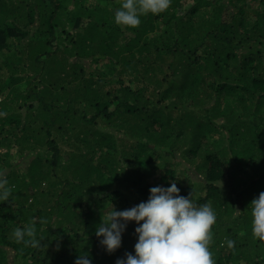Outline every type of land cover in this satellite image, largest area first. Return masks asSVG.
<instances>
[{
	"label": "trees",
	"instance_id": "1",
	"mask_svg": "<svg viewBox=\"0 0 264 264\" xmlns=\"http://www.w3.org/2000/svg\"><path fill=\"white\" fill-rule=\"evenodd\" d=\"M83 1L0 0V178L11 193L0 201V264L8 249L23 264H76L66 263L73 251L115 264L134 252L135 222L112 253L96 227L112 206L131 208L150 187L171 183L215 210L216 264H264L249 206L264 191V0H170L123 29L105 6L107 20L81 24L90 14ZM90 56L115 68L97 77L83 59ZM18 82L25 92L11 94ZM141 146L142 165L126 150ZM27 151L36 156L19 174L13 162ZM120 160L130 165L123 174ZM29 224L36 246L13 236ZM59 230L71 238L61 240Z\"/></svg>",
	"mask_w": 264,
	"mask_h": 264
},
{
	"label": "clouds",
	"instance_id": "2",
	"mask_svg": "<svg viewBox=\"0 0 264 264\" xmlns=\"http://www.w3.org/2000/svg\"><path fill=\"white\" fill-rule=\"evenodd\" d=\"M169 4L170 0H121L114 13V22L135 28L141 22V15L162 13ZM26 170L27 167L22 172ZM179 191L175 183L168 187L152 186L146 201L123 210L112 206L95 230L105 251L112 253L121 246L122 234L129 222H135L137 235L134 252H126L115 264H215L209 249L215 210L208 203L195 205L190 196L179 195ZM10 194L7 180L0 178V201ZM249 206L252 235L264 242V191L254 197ZM35 231L29 224L15 228L13 236L18 243L36 246L40 241L35 238ZM226 242L229 248L235 243L232 239ZM76 264L92 262L85 254L76 258Z\"/></svg>",
	"mask_w": 264,
	"mask_h": 264
},
{
	"label": "rangeland",
	"instance_id": "3",
	"mask_svg": "<svg viewBox=\"0 0 264 264\" xmlns=\"http://www.w3.org/2000/svg\"><path fill=\"white\" fill-rule=\"evenodd\" d=\"M109 2L111 3V4H109ZM118 4H121V0H84L82 3H81V5H83L84 6V8H88L89 9V12H90V14L87 12V16H84V15H81V18H82V22H81V24H83V19H94V20H96V19H98V17H100V16H102L100 13H102L101 11H100V7H102L103 8V6H105L106 7V9L108 8L109 10L108 11H113L114 13H115V11H116V9L117 8H119V7H117V5ZM177 6H179V5H177ZM176 6V7H177ZM74 6L72 5V4H69L68 6H67V12H68V14L69 15H72L73 14V8ZM178 9H182L181 7H178L177 8V10ZM184 9H185V7H184ZM84 10V9H83ZM83 10H82V12H83ZM113 13V14H114ZM180 16H182V11H180L179 13H178ZM102 19L103 20H107L106 18H104L103 16H102ZM110 19V18H109ZM118 25V24H117ZM119 26V25H118ZM121 28L123 29V27L121 26ZM72 30V31H71ZM165 30H166V27H164V26H162L161 27V32H165ZM67 32H69V33H72L73 32V29H71V28H68L67 29ZM128 34V33H127ZM62 35H63V37L62 38H64V33H62ZM129 35V34H128ZM60 45H62V47H64V45H65V41H64V39H63V41H62V43L60 44ZM68 45H70V44H68ZM93 58H96L95 56H90V57H88V58H83L84 59V61H85V63H86V65H88V64H91V66H92V70H93V67L96 69V71H97V77H98V75H101V78L102 77H105V76H108V75H110L111 74V72L113 71V69L115 68L113 65H109L108 63V61H106V60H103V59H99L97 62H96V65H95V63H94V60H92ZM83 59L81 60L82 62H83ZM70 60H72V59H70ZM73 60H77V59H73ZM28 64V63H27ZM27 64H25V65H27ZM26 68H27V66H25ZM262 68H264V64L263 65H261V68H259V69H262ZM6 70L5 69H1V75H2V77L3 78H6L7 77V74H6ZM95 76V75H94ZM8 80V78H6L5 79V81H7ZM39 83H40V86L42 85V86H44V83L42 82V81H38ZM61 83H63V82H61ZM29 86H27V88H28ZM26 88V86H24L23 85V82H21V83H14V84H12L11 85V88H10V93H11V91L13 90V93H11V94H14V91L15 90H17V92L18 93H20V92H25L24 91V89ZM166 101H168V99H166ZM19 103V102H18ZM17 108L19 109V108H21V106H18L17 105ZM96 128L97 129H99L100 130V127L98 126V125H96ZM108 131H110V132H112L113 134H114V136L117 138H119V136H121V135H119V134H117V133H115L113 130H112V128L111 129H108ZM20 137H23V135H20ZM117 141H119V140H117ZM58 144V143H57ZM118 146H119V148L121 149V144L118 142V144H117ZM142 148H140V150L137 152H134L133 150H130V149H128V148H126V150L128 151V152H130V153H132V154H134L135 156L134 157H138V161H139V163L142 165L143 164V162H144V158L140 155L141 153H145L146 151H147V148L146 147H144V146H141ZM34 148H35V153L37 152V151H47L46 150V148H47V146H45L44 148L42 147V148H40L39 147V145H37V144H35V146H34ZM107 148V146L105 145L104 146V149H106ZM28 152H30V151H27V152H25V154L22 156V157H16V159H15V162H13V164L15 165V167H16V169H18V171H19V173H21L26 167H27V165L30 163V160H31V158H32V156H33V154H34V156H33V159H34V157L36 156L35 155V153L32 151L31 152V154H30V156H28L29 155V153ZM49 154H47V158L48 159H50V157L52 156V152L51 151H47ZM140 155V156H139ZM64 156H66V152L64 151V149H62V153L60 154V157L61 158H65ZM126 163H127V161L125 162V161H123V160H120V161H115V163H114V165H116V164H118V165H123V167H125V169L123 170V171H121L120 172V174H123L126 170H128L129 169V167H130V165H126ZM134 164L135 165H137V163H136V160L134 161ZM133 166V165H132ZM181 167H183V166H181ZM15 169V170H16ZM3 174H6V171L5 172H3ZM119 174V176L118 177H120L121 175ZM121 180H122V177L120 178ZM152 180H153V178H151V179H149L147 182L149 183V182H152ZM154 182V181H153ZM41 188H46V186L45 185H43ZM40 188V189H41ZM39 189H37V191H38ZM129 193H131V192H129ZM27 208H29V206L27 207ZM12 218L14 219V222H16L17 223V225H19V221H18V219H17V214L16 213H14V214H12ZM57 236L62 240L63 238H71V235H67L64 231H61V230H59V232H58V234H57ZM53 250V249H52ZM70 253H68L67 254V256L69 255ZM83 256V255H85V254H83V253H80V254H78V252L77 251H73V254H71V255H69L70 257H67L66 259H67V262L66 263H69L71 260H74L76 257H78V256ZM89 257V256H88ZM7 258H8V263L7 264H23V260H21L20 261V259H19V257H14V252L13 251H11L10 249H8L7 250ZM36 257H34L33 259H35ZM213 260H214V262H215V264H216V258H213ZM27 264H33L32 263V261H29V262H27Z\"/></svg>",
	"mask_w": 264,
	"mask_h": 264
}]
</instances>
